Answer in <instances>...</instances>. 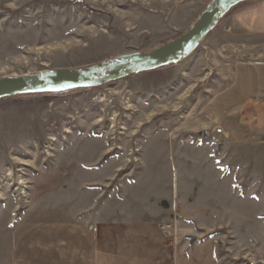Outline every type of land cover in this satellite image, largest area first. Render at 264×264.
I'll return each instance as SVG.
<instances>
[{"label": "rangeland", "instance_id": "obj_1", "mask_svg": "<svg viewBox=\"0 0 264 264\" xmlns=\"http://www.w3.org/2000/svg\"><path fill=\"white\" fill-rule=\"evenodd\" d=\"M210 1L0 0V79L149 52L185 33ZM263 47L262 37L234 34L226 15L174 66L57 97L1 99L3 222L19 232L32 221L29 209L50 189L60 147L88 129L107 136L110 154L124 160L121 172L143 167L148 143L183 150L173 183L182 198L173 193L172 202L187 213L205 212L200 217L212 229L197 230L190 217L188 236L196 241L179 264H264V180L247 177L244 141L232 134V125L245 120L227 117L236 67L260 60ZM151 169L158 177L155 164ZM165 170L170 164L159 177L169 187L174 178ZM188 236L181 241L189 243Z\"/></svg>", "mask_w": 264, "mask_h": 264}, {"label": "crops", "instance_id": "obj_2", "mask_svg": "<svg viewBox=\"0 0 264 264\" xmlns=\"http://www.w3.org/2000/svg\"><path fill=\"white\" fill-rule=\"evenodd\" d=\"M228 15L234 34L264 38V0L244 2ZM260 54V60L236 67L227 117L245 120L243 128L232 125V134L244 141L247 177L260 175L263 181L264 47ZM109 149L106 135L88 129L60 147L50 189L29 209L32 221L16 232L0 215V264H179L190 247L181 241L190 217L199 222L197 230L212 229L200 217L205 212L187 213L172 202L173 193L181 195L176 188L182 190L173 184L181 148L148 143L143 167L127 172H121L122 157ZM165 163L171 167L165 174L174 178L169 187L159 178ZM154 164L158 177L151 172Z\"/></svg>", "mask_w": 264, "mask_h": 264}, {"label": "water", "instance_id": "obj_3", "mask_svg": "<svg viewBox=\"0 0 264 264\" xmlns=\"http://www.w3.org/2000/svg\"><path fill=\"white\" fill-rule=\"evenodd\" d=\"M251 0H211L192 26L149 52H133L82 68H56L0 79V100L49 92L96 88L187 59L221 20L239 4ZM189 245L196 241L188 236Z\"/></svg>", "mask_w": 264, "mask_h": 264}, {"label": "trees", "instance_id": "obj_4", "mask_svg": "<svg viewBox=\"0 0 264 264\" xmlns=\"http://www.w3.org/2000/svg\"><path fill=\"white\" fill-rule=\"evenodd\" d=\"M245 2H248V1H245ZM244 3V2H243ZM242 4V3H241ZM240 5V4H239ZM230 13V12H229ZM228 13V14H229ZM227 14V15H228ZM168 42V41H167ZM171 66H174V64H170L168 66H165V68L167 67H171ZM164 68V67H163ZM158 70V69H157ZM154 71V70H153ZM151 72V71H149ZM90 89H93V88H85V89H75V90H65V91H57V92H49V93H44V94H31V95H21V96H25V97H28V96H41V97H51V96H59L63 93H69V92H75V91H87V90H90ZM21 96H15V97H21Z\"/></svg>", "mask_w": 264, "mask_h": 264}, {"label": "built area", "instance_id": "obj_5", "mask_svg": "<svg viewBox=\"0 0 264 264\" xmlns=\"http://www.w3.org/2000/svg\"><path fill=\"white\" fill-rule=\"evenodd\" d=\"M101 101V100H100ZM108 132V131H107ZM216 132H217V134H219V135H222V134H224V130L222 129V128H218L217 130H216ZM109 133V132H108ZM112 139H114V138H112ZM109 147L111 148L112 147V143L109 145ZM112 149H113V147H112Z\"/></svg>", "mask_w": 264, "mask_h": 264}]
</instances>
